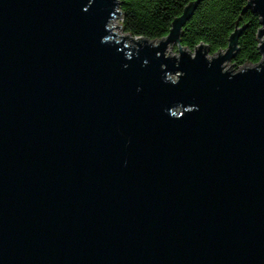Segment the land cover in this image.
I'll use <instances>...</instances> for the list:
<instances>
[{"label": "water", "instance_id": "water-1", "mask_svg": "<svg viewBox=\"0 0 264 264\" xmlns=\"http://www.w3.org/2000/svg\"><path fill=\"white\" fill-rule=\"evenodd\" d=\"M200 1L148 39L119 0H0V264H264V0L235 71L240 16L180 44Z\"/></svg>", "mask_w": 264, "mask_h": 264}, {"label": "trees", "instance_id": "trees-1", "mask_svg": "<svg viewBox=\"0 0 264 264\" xmlns=\"http://www.w3.org/2000/svg\"><path fill=\"white\" fill-rule=\"evenodd\" d=\"M189 1L194 0H119V8L126 12L123 31L148 39H159L168 33L172 20L182 13ZM246 4L247 0H201L182 26L180 44L193 50L202 41L207 44L209 54H214L219 48L225 49L235 21L240 16L237 28L243 23L248 25L238 36L239 49L231 62L236 67L246 60L257 63L262 56L258 53L259 42L256 39L261 23L258 22V14L251 8L241 12Z\"/></svg>", "mask_w": 264, "mask_h": 264}, {"label": "rangeland", "instance_id": "rangeland-1", "mask_svg": "<svg viewBox=\"0 0 264 264\" xmlns=\"http://www.w3.org/2000/svg\"><path fill=\"white\" fill-rule=\"evenodd\" d=\"M122 32H124V31L122 30ZM116 39H123V37L116 36ZM170 50H171V52L175 53V55H179L178 47H177V45H176L175 42L172 43ZM230 64H232V71H235V70H237V69L239 68V67H236V66L231 62V60H230ZM176 76H177V74L175 73L174 77H176Z\"/></svg>", "mask_w": 264, "mask_h": 264}]
</instances>
